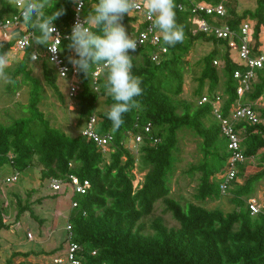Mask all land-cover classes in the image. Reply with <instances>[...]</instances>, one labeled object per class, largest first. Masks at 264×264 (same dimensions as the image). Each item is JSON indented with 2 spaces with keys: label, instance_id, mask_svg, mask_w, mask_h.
Returning <instances> with one entry per match:
<instances>
[{
  "label": "trees",
  "instance_id": "obj_1",
  "mask_svg": "<svg viewBox=\"0 0 264 264\" xmlns=\"http://www.w3.org/2000/svg\"><path fill=\"white\" fill-rule=\"evenodd\" d=\"M195 1L208 4L223 2L227 10L223 22L233 30L239 31L244 21L255 22L254 50L261 46L264 0H257V8L245 11L242 15H238L236 7L226 0ZM96 2L84 0L85 17L91 11V4ZM53 3L55 5L57 0H53ZM56 7H64L66 11L54 24L64 34H68L77 4L74 0H58ZM54 11L55 7L47 9L46 13L50 15ZM176 12L177 22L184 26L185 38L182 43L168 46L162 39L166 52L161 53L156 62L152 59L155 48L150 44L130 52L134 65L132 71L141 77L143 92L136 98L140 106L124 115L125 123L115 134L110 131L112 123L106 116L114 103L104 87L107 72L98 82V91L94 90L92 80V72L97 66L89 76L79 72L78 79L82 87L77 96L80 118L84 120L85 126L90 116L97 115L98 131L114 135L115 141L109 151L99 148L82 134L71 137L50 124L39 109L43 98L40 81L33 78L31 72L26 74L25 63L32 61L31 49L17 63L11 78L14 83L8 84L9 90L15 91L16 79L24 74V81H31L33 88L27 107L28 115L14 118L10 124L0 122V170L8 164L15 171L23 173L36 166L41 168L44 181L68 180L70 175H75L81 181L90 182L86 194H73L72 201L77 206L72 207L69 217L73 240L85 249L84 264H264V209L253 216L248 204L258 184L264 180V154L261 170L252 175H246V164L240 165L237 180L232 182L228 190L233 196L234 205L229 213L208 210L189 202L183 204L171 197L170 182L178 160L176 155L182 131H190L202 139L200 148L203 158L188 171L191 175L197 172L201 174L196 199L204 202L222 196L218 174L223 172L230 157L228 141L213 114L212 104L200 105L201 98L208 95L215 100L216 96H220L223 100L222 114L229 117L239 100L241 105H252L257 111L254 103L264 96V70H256L251 90L240 98V82L235 78V72L245 73L248 67L230 45L229 39H219L203 32L194 33L189 12H181L178 7ZM15 13L14 6L4 1L0 8V21ZM204 17L210 22L215 18ZM139 21L140 18L134 13L125 15L123 24L129 35L143 30L146 23ZM36 35L39 33L36 32ZM197 41L211 42L216 48L203 59L197 100L190 102L181 96L184 93L187 57ZM69 44L70 41L64 39L61 49L66 61L71 63L72 50ZM12 46L13 42L4 44L3 50L7 52ZM39 46L41 50L46 47ZM219 61L223 63V75L226 77L222 93H218L221 75L214 65V62ZM43 68L47 83L62 99L57 86L58 76L53 68L46 65ZM207 81L209 87L204 93ZM105 95L109 109L98 113V99ZM259 111L264 117V109ZM136 124L138 128H134ZM148 124L152 126L150 133L144 130ZM236 129L243 132L242 148L249 160L264 151V124L239 122ZM129 131L143 135L144 142L139 148L138 158L123 144ZM136 168L145 173L139 186L134 184ZM31 195L32 191L27 193L26 199L17 197L19 216L26 211ZM159 201L165 205L164 213L170 214L178 222L179 228L169 229L163 219L157 217L150 226L153 233L145 234L143 219L153 214ZM7 227L5 221L0 219V233ZM57 251L47 252L46 255H54ZM93 251H96V255H92ZM31 255L16 252L5 264H38L28 260ZM19 258L24 260L16 262L15 259Z\"/></svg>",
  "mask_w": 264,
  "mask_h": 264
},
{
  "label": "rangeland",
  "instance_id": "obj_2",
  "mask_svg": "<svg viewBox=\"0 0 264 264\" xmlns=\"http://www.w3.org/2000/svg\"><path fill=\"white\" fill-rule=\"evenodd\" d=\"M4 1L9 5V0H0V8L2 7ZM229 1L231 5L236 8H243L244 10H253L257 8V0H226ZM13 6V5H11ZM252 23V22H250ZM255 23V22H254ZM216 46L207 41H197L194 47L191 49L189 56L187 57L188 62L186 63V74H185V84L184 93L181 98L190 102H195L197 100V90L200 88L199 77L201 76L202 69L204 67L203 59L207 56ZM13 49V48H12ZM17 50L13 49V58L8 69L10 78L14 75V70L17 68ZM74 52L72 51V56ZM13 59V60H14ZM45 62V63H44ZM50 67L51 65L45 61H30L25 63L26 74L31 72L33 78L40 81V85L43 88V98L39 104V109L44 113L45 117L49 120L50 124L65 132L71 137H77L81 134L84 127V120L80 118L78 100H71L68 97V87L69 82L67 79L58 77L57 86L62 93V99L55 93L54 89L47 83L44 77L43 66ZM214 65L218 68L221 75V81L218 88V93H222L225 88L226 77L223 75V63L214 62ZM25 75L21 74L16 79V90H9L8 84L0 83V122L3 124H10L12 119L27 116V107L30 103L31 90L33 88V83L31 81H24ZM209 82L207 81L204 86V93L208 91ZM105 96H100L97 102V112H103L109 109L106 104ZM258 112L260 109H264V96L255 102ZM202 139L194 135L190 131H182L179 134V152L177 153V163L175 166L174 175L171 178L170 187L172 190L171 197L180 200L183 204L189 202L194 203L199 206H203L208 210H221L224 213H229L234 209L232 203V194L229 191L222 194L220 199L217 200H207L198 201L196 199L197 189L200 183V173L197 172L194 175L189 174V170L192 166L197 165L203 158V152L200 148V143ZM127 146L132 147V142L129 140ZM133 150V149H131ZM136 158L138 154L136 151L133 153ZM264 151H260L256 158L248 160L246 163V175H252L261 170L260 164L263 163ZM136 173L135 186L139 184L144 179L143 172H140L137 168L134 170ZM1 176L5 177L9 175H14L17 173L10 165L6 164L0 170ZM10 176V177H11ZM6 180V179H5ZM42 181L40 167H32L23 173H19V178L14 183H6L4 181V188L7 192L15 193L17 195H24L27 191L37 188V186ZM241 182V180H239ZM48 193L47 199L41 204L33 206L34 217L28 216L26 213L20 215L17 222L9 224L7 228L4 229L7 237L17 241L20 245L22 243L23 248L34 249L38 244L29 243L27 239V233L34 234L37 237L38 233V223L43 218V224L50 226L52 221L55 222V235L53 236V241L55 243H60L64 245L67 238V224L68 216H65L62 212L63 209L67 208L66 205L70 200L68 194L64 193H54L49 186L43 190ZM54 194H58L54 196ZM46 197V196H45ZM255 199L259 203L264 202V180L260 182L257 186L256 192L254 194ZM7 201V200H6ZM3 202V203H6ZM2 204V203H1ZM13 208V207H12ZM165 205L162 201H159L155 205V211L152 215L145 217L143 222L146 224L145 234H152L151 229L152 222L157 218L161 217L164 224L169 229L179 228V224L175 221L170 214L164 213ZM68 209H66L67 211ZM8 242L10 240L8 239ZM63 242V243H62ZM27 243V244H26ZM3 244V243H2ZM5 245V244H4ZM10 246V245H9ZM43 249H48L49 247L43 244ZM8 245L0 248V262L6 261L7 258L11 256L8 249ZM2 260V261H1ZM19 262V259H15ZM47 261H45L46 264ZM48 264L53 263L50 260ZM1 264V263H0Z\"/></svg>",
  "mask_w": 264,
  "mask_h": 264
},
{
  "label": "built area",
  "instance_id": "obj_3",
  "mask_svg": "<svg viewBox=\"0 0 264 264\" xmlns=\"http://www.w3.org/2000/svg\"><path fill=\"white\" fill-rule=\"evenodd\" d=\"M137 2L140 4V7L134 9L132 13L142 15L143 22L146 24L143 30L136 32L133 37L138 41L137 49L147 44L155 48L152 59L156 62L159 60V55L166 52V49L162 46V36L159 30L153 28L152 20L149 19L146 10L143 8V0H137ZM175 2H177V7L181 12H189L191 15L190 22L193 26L194 33L203 32L219 39H229L230 45L237 51L239 58L248 67L245 73L241 71L235 72V78L240 82L238 95L242 98L245 93L251 90L252 80L256 79V70H264V28L261 33V46L254 50L256 44L254 38L255 23L244 21L239 31L233 30L226 22H223L227 17V10L223 2L219 4H208L206 2H196L195 0H175ZM84 6L83 4V7L79 8L78 11L77 5L70 33L64 34V32L56 26L57 33L61 37V41L57 39L52 43L54 49H59L56 52L51 51L47 45L44 50H41L39 44L32 41L34 30H30L27 25L23 24L20 18V10L16 7H14L16 10L15 14L0 21V35H4L5 33L9 34V39L13 42L11 48L23 52L24 54L31 49V57L33 53L37 54V59L33 60L31 58L32 61L46 60L58 77L68 80V97L71 100H77V96L82 87L78 79L79 72H77L72 63L66 61L61 46L63 40L71 35L74 24L78 20L83 21L85 19ZM204 15L214 16L215 18L210 22ZM218 18H221L220 21ZM12 33H18V35H12ZM4 44H8V42ZM105 72H107V70L103 66H97L92 72L93 88L95 91H98V82L105 75ZM205 103L212 104L213 114L221 124L222 134L228 141L230 157L227 160L223 172L218 174V177L221 179V192L225 194L228 192L232 182L237 180L240 165L246 164L249 160L245 156L242 148L243 132L236 129V124L239 122H246L250 125H260L264 124V117L261 113L255 111L252 105H241L240 100L236 107L231 110L229 117H224L222 114L223 100L220 96H216V99L213 100L208 95H204L199 101V104ZM138 127L139 125L136 124L134 128ZM144 130L146 133H150L152 126L148 124L144 126ZM81 134L88 140L95 142L96 145L104 151H109L115 141L112 133H100L98 131V117L95 114L89 117ZM125 137L123 144L129 148L127 144L130 140L132 142V147L129 149H133L131 151L133 153L136 151V154H138L139 148L144 142L143 135L135 133L134 131H129L126 133ZM18 178L19 172L6 178L5 181L11 184L16 182ZM90 186L91 184L89 181H81L80 178L75 175H70L68 180H49V188L55 193H60L66 187H70L73 194L84 195ZM248 204L253 216L263 212L264 202L259 203L257 199L251 198ZM76 206L77 203L72 201V207ZM67 232L64 255L53 258L52 264H84L83 258L85 249L81 244L73 240L74 236L70 223L67 225ZM28 238H32L31 233L28 234ZM92 255H96V251H93Z\"/></svg>",
  "mask_w": 264,
  "mask_h": 264
},
{
  "label": "clouds",
  "instance_id": "obj_4",
  "mask_svg": "<svg viewBox=\"0 0 264 264\" xmlns=\"http://www.w3.org/2000/svg\"><path fill=\"white\" fill-rule=\"evenodd\" d=\"M79 8L83 7L84 0H74ZM9 3L20 10L23 24L30 26L33 31L32 41L39 45H47L51 51L56 52L52 43L59 39L56 21L65 14V8H57L53 0H9ZM55 7L50 15L47 9ZM140 7L137 0H97L91 4V11L83 21L78 20L67 37L69 47L74 52L70 57L77 72L86 76L96 66H103L107 70L105 91L114 103L107 111L106 116L111 121V132L115 134L125 123L124 115L140 106L136 99L142 95V79L133 74V56L138 41L129 35L123 19L125 15L131 16L134 9ZM143 8L154 29L162 34L164 43L175 46L182 43L185 38L184 26L177 22V5L175 0H143ZM36 32L39 35H36ZM57 33L56 35H53ZM18 35V33H12ZM11 43L9 34L0 35V83L12 84L8 69L13 58V49L7 52L4 43ZM33 60L37 54L33 53Z\"/></svg>",
  "mask_w": 264,
  "mask_h": 264
},
{
  "label": "crops",
  "instance_id": "obj_5",
  "mask_svg": "<svg viewBox=\"0 0 264 264\" xmlns=\"http://www.w3.org/2000/svg\"><path fill=\"white\" fill-rule=\"evenodd\" d=\"M235 9H236V12L238 15H242L245 11H254L256 8L253 10H247V9L244 10L243 8H235ZM134 14H136V13H134ZM136 15L140 18V21H143L142 15H140V14H136ZM245 20H248V18ZM138 24L139 23H137V25ZM16 53H17V57H18L16 60V63H19L23 59L24 53L20 52V51H17ZM13 59L14 58H12V61H15V59L14 60ZM40 173H41V168H40ZM0 176H1V173H0ZM10 176L11 175L5 176V177H0V219H3L7 225L12 224L13 222L14 223L17 222L18 218L20 217L19 216V206H18L17 197H21L23 199H26L27 193L32 191V195L28 200V205H27V207L25 209L26 211L24 213H26L27 216L30 214L31 217H34L35 214H34L32 208H33V206H35L37 204H41L42 202H44L47 199L48 193L44 192L43 190L45 189V187L47 188V186H49V180H46V181L42 180L40 182V184L37 186V188L27 191L24 195L19 196L15 193L10 194V192H7V190H5V188H4V183H5L4 181L6 178H8ZM60 193L68 194L69 198L71 200L67 203V205H66L67 208L62 210L64 215L68 216L67 219H68V223H69V217H70V213L72 211L73 192H72L70 187H66ZM56 195H58V194H54V196H56ZM5 201H6V203H3ZM66 209H68V210L66 211ZM44 220L45 219L42 218L40 220V223L37 222L38 223L37 237L34 234H32L31 239L28 238V236H27L28 244L29 243L38 244V246H36L34 249L23 248L22 243L20 245L17 241L11 239L10 237H7V235H6L7 231H4V230L1 231V233H0V248L8 245L9 248H6V249H8L11 253V256L9 258H7L6 261L9 260L10 258H12L13 254L16 252L31 253L32 255L28 258V260L32 263H38V264H45V261L48 262L49 260H50V262H52L53 258H55L57 256H63L64 255L65 245H61L60 243H55L53 241V236L55 235V233H57V231H55L56 230L55 229V222L52 221L50 226H46L43 224ZM28 234H29V232L27 233V235ZM8 239L10 240V242H8ZM43 244H45L49 248L43 249V247H42ZM56 249L58 251L54 255H51V256L46 255L47 252H50V251H53ZM0 256H1V254H0ZM19 260L23 261L24 259L19 258ZM6 261L4 260L0 263L5 264ZM47 262H46V264H48Z\"/></svg>",
  "mask_w": 264,
  "mask_h": 264
}]
</instances>
